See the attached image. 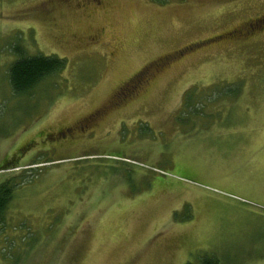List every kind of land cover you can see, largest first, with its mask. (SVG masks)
<instances>
[{
  "label": "rangeland",
  "instance_id": "rangeland-1",
  "mask_svg": "<svg viewBox=\"0 0 264 264\" xmlns=\"http://www.w3.org/2000/svg\"><path fill=\"white\" fill-rule=\"evenodd\" d=\"M13 45L65 66L15 94ZM16 176L0 264H264V0H0Z\"/></svg>",
  "mask_w": 264,
  "mask_h": 264
},
{
  "label": "trees",
  "instance_id": "trees-1",
  "mask_svg": "<svg viewBox=\"0 0 264 264\" xmlns=\"http://www.w3.org/2000/svg\"><path fill=\"white\" fill-rule=\"evenodd\" d=\"M12 47L16 57L8 65L7 77L15 94L30 91L38 81L58 72L65 66V59L61 57L43 54L26 55L19 45ZM16 177L0 182V223L3 222V215L14 187L23 182L20 177H17L19 179ZM203 263L215 264L212 259L204 260Z\"/></svg>",
  "mask_w": 264,
  "mask_h": 264
},
{
  "label": "flooded vegetation",
  "instance_id": "flooded-vegetation-1",
  "mask_svg": "<svg viewBox=\"0 0 264 264\" xmlns=\"http://www.w3.org/2000/svg\"><path fill=\"white\" fill-rule=\"evenodd\" d=\"M97 1H100V0H97ZM250 29H252V25H251V24L249 25V30H250ZM249 30H248V31H249ZM248 31H246V32H248ZM182 53H184V51H183ZM133 93H134V92H133ZM133 96H134V95H133ZM109 101H111V103H112V102H114V99H113V101H112V100H109ZM122 101H123V100H121V102H122ZM94 114H95V113H94ZM94 114L91 113V114L86 115V116L84 117V119H83V120H85L84 122L81 123V121H78V123H76L74 126L65 129L66 131H65V130L58 131V133H57V135H56L57 140H58V139H59V140L66 139L68 136H69V138H72V137H77V136H79V135H81V134H84L86 128H88L89 125H90L91 123H93L92 120H91L90 122H88V120H89V119H92V117L95 116ZM96 114H97V113H96ZM87 122H88V123H87ZM93 124H94V123H93ZM90 127H92V126H90ZM92 128H93V127H92ZM92 128L90 129V132H92V130H93ZM53 138H54V137H53Z\"/></svg>",
  "mask_w": 264,
  "mask_h": 264
}]
</instances>
